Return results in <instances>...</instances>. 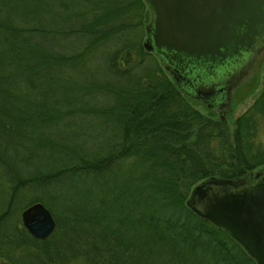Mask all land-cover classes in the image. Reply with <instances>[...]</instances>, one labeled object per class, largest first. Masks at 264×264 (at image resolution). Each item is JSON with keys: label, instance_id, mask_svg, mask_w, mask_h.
<instances>
[{"label": "trees", "instance_id": "obj_1", "mask_svg": "<svg viewBox=\"0 0 264 264\" xmlns=\"http://www.w3.org/2000/svg\"><path fill=\"white\" fill-rule=\"evenodd\" d=\"M145 8L0 0L4 264H256L186 201L205 179L264 168V80L229 135L144 50ZM65 180L84 185L88 207L51 214L54 232L34 239L18 213L38 202L50 212Z\"/></svg>", "mask_w": 264, "mask_h": 264}, {"label": "water", "instance_id": "obj_2", "mask_svg": "<svg viewBox=\"0 0 264 264\" xmlns=\"http://www.w3.org/2000/svg\"><path fill=\"white\" fill-rule=\"evenodd\" d=\"M143 1L144 50L158 58L187 100L226 118L225 107L264 57V0ZM188 195L191 212L264 264V168L236 180L205 179ZM20 214L34 239L45 240L56 228L39 202Z\"/></svg>", "mask_w": 264, "mask_h": 264}, {"label": "rangeland", "instance_id": "obj_3", "mask_svg": "<svg viewBox=\"0 0 264 264\" xmlns=\"http://www.w3.org/2000/svg\"><path fill=\"white\" fill-rule=\"evenodd\" d=\"M143 3H145V2L143 1ZM145 5H146V3H145ZM145 9L147 10V8H145ZM142 27H144V22L142 23ZM142 30L144 32V28ZM144 38H145V34H144ZM253 72H254V74H252V76L250 77L251 80H249L245 84H242V86L235 91V93L232 97L231 107H230V105L225 107L224 113L226 115V118H224V120L226 119L225 122H226V126L228 128L229 135H231L233 132L234 119H236L237 117L242 115L243 112L246 111L253 104V101L259 96V94L262 90V84H263V80H264V57L262 58L260 65ZM253 79L257 83V84L255 83L257 86L254 87V85H253V87L251 88L250 87L251 84L249 82H252ZM246 93H248V94H246ZM193 107L196 110H198L200 113H203V115H205V116L208 115L207 111H206L207 109H205L202 104L201 105H193ZM258 141L264 145V129L260 130V133L258 136ZM83 187H84V185L83 184L81 185V183L74 184L73 182L72 183L70 181L68 182V180H65L61 185L59 184L58 186H55L53 191L55 194L58 193L60 195V197L52 202V205L50 208L51 209L50 212H52L51 214H54V216H56L58 219L62 220V218L65 217V211H67V212L72 211L76 215L80 214L81 212L84 213L85 208H86V206L88 207V205H87L86 201L81 200L82 196H83L82 193L84 190ZM67 203H68V205H67ZM34 204H38V203H34ZM34 204H32V205H34ZM40 204H42V203H40ZM67 207H68V209L66 210ZM25 209L20 210V212L18 213L20 222H21V214L20 213H22ZM0 264H4V261L0 260Z\"/></svg>", "mask_w": 264, "mask_h": 264}, {"label": "flooded vegetation", "instance_id": "obj_4", "mask_svg": "<svg viewBox=\"0 0 264 264\" xmlns=\"http://www.w3.org/2000/svg\"><path fill=\"white\" fill-rule=\"evenodd\" d=\"M253 78H254V77H253ZM253 80H254V79H253ZM253 80H252V82H249V83L251 84V86H250L251 88L253 87V85H254V87L257 86V85H256L257 83L255 82V80H254V81H253ZM255 83H256V84H255ZM254 89H255V88H254ZM240 90H241V89H240ZM246 94H248V93H246ZM198 105H201V104L198 103ZM202 105H203V104H202ZM203 107H204V106H203ZM230 107H231V104H230ZM204 108H205V107H204ZM205 109H206V108H205Z\"/></svg>", "mask_w": 264, "mask_h": 264}]
</instances>
